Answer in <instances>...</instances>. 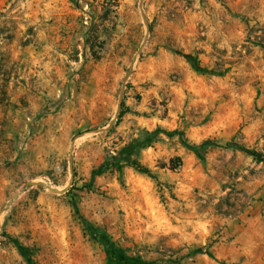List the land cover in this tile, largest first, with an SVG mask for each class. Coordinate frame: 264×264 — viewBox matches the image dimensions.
Returning <instances> with one entry per match:
<instances>
[{
  "label": "rangeland",
  "instance_id": "rangeland-1",
  "mask_svg": "<svg viewBox=\"0 0 264 264\" xmlns=\"http://www.w3.org/2000/svg\"><path fill=\"white\" fill-rule=\"evenodd\" d=\"M261 157L264 0H0V264H264Z\"/></svg>",
  "mask_w": 264,
  "mask_h": 264
},
{
  "label": "trees",
  "instance_id": "trees-1",
  "mask_svg": "<svg viewBox=\"0 0 264 264\" xmlns=\"http://www.w3.org/2000/svg\"><path fill=\"white\" fill-rule=\"evenodd\" d=\"M116 5L115 7H118L117 2H115ZM196 70H199L198 68H196ZM166 134L169 137H175V136H179L182 138V143L184 145L185 148H187L188 150L192 151L193 153H195L197 156L199 157H203L204 154L207 152V150L212 147V146H217L216 143H211L209 142H205L201 145H197V144H192L190 143L188 140L184 139V133H181L179 131H173V132H166ZM226 147L231 148L232 144L231 143H226ZM242 151H245L247 153L252 154L253 156H255L256 158H258V154H256L255 152H250V151H246V149H243V147H241ZM264 160V157H261ZM133 166L136 168V170H138L139 172L146 174L150 177H153L151 171L146 168L143 167L140 163L134 161L133 162ZM109 165H102L98 170L93 172L92 175V179H94L96 176H101L102 174H104L105 170H108ZM76 176V173H75ZM84 225L87 228H91V231L94 233V235L96 236V238L98 239V241L102 242V244L105 246V251L107 253V255L110 257V259L115 263V264H156L155 262L152 261H145L142 259H138V258H133L130 257L124 250H122L121 248H118L115 246V244L108 240L107 238H100L99 234L97 231H94L93 226L84 218H82ZM16 247L18 248L19 252L21 253L22 257L24 258V260L26 261L27 264H37L35 262V260L33 259L30 251L28 248L22 246L18 241L13 240L12 241Z\"/></svg>",
  "mask_w": 264,
  "mask_h": 264
},
{
  "label": "water",
  "instance_id": "water-1",
  "mask_svg": "<svg viewBox=\"0 0 264 264\" xmlns=\"http://www.w3.org/2000/svg\"><path fill=\"white\" fill-rule=\"evenodd\" d=\"M33 187H44V188H49L50 191L55 192V193H58V191L52 189L51 187H48V186L45 185L44 183H33V182H32V183H28V184L25 186V188L23 189V191L29 190V189H31V188H33ZM23 191H22V192H23ZM19 196H20V195H17L15 198H13V201H15L16 199H18Z\"/></svg>",
  "mask_w": 264,
  "mask_h": 264
},
{
  "label": "crops",
  "instance_id": "crops-1",
  "mask_svg": "<svg viewBox=\"0 0 264 264\" xmlns=\"http://www.w3.org/2000/svg\"><path fill=\"white\" fill-rule=\"evenodd\" d=\"M173 116H177V113L173 114ZM139 120H140V119H139ZM166 122H167V124H168L169 121H166ZM172 128H173V130H176V129L180 128V123H179V124L176 123V125L173 126ZM170 130H171V129H170Z\"/></svg>",
  "mask_w": 264,
  "mask_h": 264
}]
</instances>
